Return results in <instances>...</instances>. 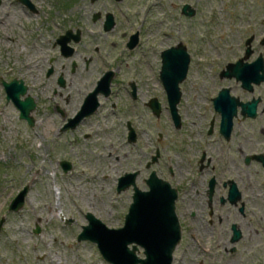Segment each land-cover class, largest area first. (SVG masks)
I'll list each match as a JSON object with an SVG mask.
<instances>
[{"label":"flooded vegetation","instance_id":"af4514ba","mask_svg":"<svg viewBox=\"0 0 264 264\" xmlns=\"http://www.w3.org/2000/svg\"><path fill=\"white\" fill-rule=\"evenodd\" d=\"M108 13L113 12H107L104 19L102 13L97 19L96 14L92 16L94 21L102 20L105 38L121 26L113 13L115 25L106 31ZM127 20L128 28L133 29L134 21L130 16ZM66 28L53 42L59 48L58 56L35 65V128L49 134L80 135L70 143H81L86 163L117 166L114 191L129 195L128 211L137 190H150L153 173L169 182L177 193L175 212L181 230L171 264H236L235 255L256 253L263 242L252 234L257 236L263 226L262 218H257L263 212L257 182L264 173V77L249 82L243 74L239 81L227 77L235 82H221L213 94L218 97L225 91V125L222 127L223 112L216 108L214 97L210 100L214 118L203 131L197 120L186 121L195 117L190 107L183 110L181 106L187 98L185 82L179 83L178 123L164 82H140L148 70L142 65L147 54L142 30H123L117 39L92 48L91 43H83L81 29ZM68 31L72 35L66 41L63 36ZM64 41L73 48L71 53L63 51ZM170 47L160 51L161 68L164 52ZM259 58L264 65L263 24L245 36L241 54L234 61L242 59L246 69ZM165 101L171 125L163 118L168 112ZM172 158L177 159L176 164L169 160Z\"/></svg>","mask_w":264,"mask_h":264},{"label":"rangeland","instance_id":"374dc122","mask_svg":"<svg viewBox=\"0 0 264 264\" xmlns=\"http://www.w3.org/2000/svg\"><path fill=\"white\" fill-rule=\"evenodd\" d=\"M30 1L35 10L20 0H0V220L5 218L0 229V264H112L95 242L78 236L88 224V212L109 227L124 225L131 198L115 194L118 167L111 162L86 163L81 143H70L80 135L43 133L20 118V110L7 100L3 81L23 79L28 94L35 98V65L58 56L53 42L66 27L74 32L81 29L83 43H91L92 48L117 39L123 30H142L147 52L142 65L148 70L140 82H162L160 51L178 42L187 45L192 64L183 81L187 98L181 106L183 110L190 107L195 117L186 121L195 119L206 131L214 118V91L221 82H235L221 78L220 71L240 56L245 36L264 25V0ZM186 3L195 8V15L182 13ZM107 12H113L121 26L105 38L102 20L94 21L92 16L102 13L104 19ZM127 16L134 21L133 29L128 28ZM167 109L163 118L171 125ZM32 114L35 117V110ZM62 160H70L71 169L65 171ZM169 160L176 164V158ZM257 183L263 211L257 218H262L263 226L257 236L252 235L263 242L251 256L235 255L236 264H264V173ZM26 184L30 191L24 208L9 210L11 200ZM37 224L39 233L34 232ZM139 255L144 256L141 247Z\"/></svg>","mask_w":264,"mask_h":264},{"label":"water","instance_id":"95a60500","mask_svg":"<svg viewBox=\"0 0 264 264\" xmlns=\"http://www.w3.org/2000/svg\"><path fill=\"white\" fill-rule=\"evenodd\" d=\"M20 1L30 7L31 10H35V6L30 0ZM182 13L193 16L196 10L186 3L183 5ZM99 15L97 13L95 19ZM114 25V14L108 13L105 30H111ZM69 35H72L71 31L63 36L67 39L66 41L71 40ZM74 37L76 41L80 40L79 35ZM137 38L138 32L132 36L134 41ZM66 41L63 44V51L69 50L71 53L73 48ZM189 65L190 54L183 42H179L164 52L160 77L167 89L169 105L177 123L179 119L177 105L181 94L179 83L186 79ZM260 70H264L261 58L249 64L246 69L242 59H239L236 62L228 63L221 71V77H235L239 81L247 76L249 82L251 80L259 82L264 77L263 74H260ZM3 84L7 93V100L13 101L20 110V118L26 119L33 126L35 117L32 112L35 110V98L28 94V85L23 79L18 78L11 81L4 80ZM224 95L225 91H222L214 99L216 108L223 112L222 127L225 125ZM61 164L65 171L72 167L71 162L67 160H62ZM29 191L30 185L26 184L11 200L9 210L19 211L23 209ZM176 197V190L171 187L169 182L158 178L153 173L150 190H137L135 201L126 214L123 226L109 227L101 218L92 212H88L86 215L88 224L83 225V230L79 233L78 239L95 242L103 257L112 264H171L173 250L181 238V230L175 212ZM4 220L5 218L0 220V229ZM40 231L41 227L37 224L34 232L39 233ZM140 247L145 249L146 258L138 255L137 251L140 250Z\"/></svg>","mask_w":264,"mask_h":264},{"label":"bare ground","instance_id":"6f19581e","mask_svg":"<svg viewBox=\"0 0 264 264\" xmlns=\"http://www.w3.org/2000/svg\"><path fill=\"white\" fill-rule=\"evenodd\" d=\"M1 8H3L2 5L0 6V10H1ZM1 19H2V17H0V21H1Z\"/></svg>","mask_w":264,"mask_h":264}]
</instances>
